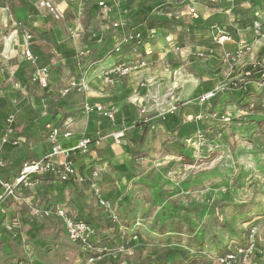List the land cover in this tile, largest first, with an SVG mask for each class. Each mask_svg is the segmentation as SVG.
Returning <instances> with one entry per match:
<instances>
[{
  "label": "rangeland",
  "instance_id": "1",
  "mask_svg": "<svg viewBox=\"0 0 264 264\" xmlns=\"http://www.w3.org/2000/svg\"><path fill=\"white\" fill-rule=\"evenodd\" d=\"M131 1L135 4L127 7L126 0H120L122 8L127 11L126 15L136 25L143 24L147 28L148 22L143 18L145 14L142 7L152 6L154 1ZM166 1L171 6H165L145 17L147 21H167L169 24L162 33L168 36L162 39L148 37L145 45L136 50L132 46L127 47L124 56H120L124 62L137 64L140 54L147 66L139 69L138 73L135 70L132 76L119 79L113 85L104 84L99 71L89 72L92 92H107L112 97L108 99L110 102L107 105L117 104L121 110L124 105L129 108L134 105L131 111L136 123L145 120L142 110L147 111L149 116L153 114V119L149 118L154 122L152 125L159 119L165 123L163 115L173 101L182 105V108L191 106L197 110L196 114L209 108L228 113L232 115V121L217 120L212 126L199 122L196 125L201 130L195 137L188 135L187 131L184 133L181 126L171 130L173 133L163 144V150L144 164L146 171L152 166L161 167L152 168L138 180L125 197V203L116 208L118 222L103 235L115 243L107 246L108 251L102 259L81 261L80 255L84 250L70 242L60 227L53 230L45 227L40 232L52 239V245L41 249L29 247L27 233L33 222L30 215L33 209L30 206L36 204L32 203V196L25 193L21 200L14 202L20 206L19 220H15L18 227L10 230L14 237H21L18 246H12L18 264H21L20 261L22 264H37L32 261L35 252L40 259L38 264H149L170 251L168 264H219L216 255L245 245L251 227L258 229L259 244V255L253 254L251 262L264 264V87L254 86L247 98H242L238 90L234 91L233 96L230 94L232 90L227 89L231 80L241 79L249 63L261 55L264 40L235 70H231L224 62L228 47L220 46L212 36L214 26L230 32L235 41L246 40L245 36L250 38V22L264 19V0ZM89 8L79 3V0L75 3V9L72 10L77 19L72 11L69 17L73 16L74 22L70 23L75 25L74 32L68 30L70 24L66 19L55 18L46 9H42L43 18L39 19L34 30H41V37L51 45L66 39L76 48L90 46L87 49L92 54L86 61H94L99 57L100 49L102 53L103 50L108 52L111 49L107 38L111 36V23L105 19L102 9L97 8L96 11ZM191 8L195 9L196 17L183 15ZM4 16L8 20L2 22ZM26 17L18 0H0V37L12 31L11 26L15 21L26 25ZM113 18L114 15L111 16ZM22 30L18 32L23 33ZM168 37L173 38L172 44L166 40ZM90 38L94 41H90ZM1 45L0 42V48ZM180 46L186 50H178ZM200 53L204 56H199ZM100 57L103 58L100 67L109 65L110 60L104 59L103 55ZM87 66L85 63L84 68ZM66 76L67 79L71 78L69 83L78 74L68 71L62 80L65 81ZM34 87L41 88L39 85ZM127 88L128 92L122 96V91ZM215 88H219L215 99L202 103L201 95ZM71 92L77 93L74 90ZM135 96L141 98L135 99ZM74 102L63 110L64 114L79 108V104ZM154 114H157L156 118ZM121 122H117L113 128L117 129L122 125ZM146 131L144 128L143 132ZM42 135L47 136L48 130L45 129ZM184 137L189 139H184L183 145H179L176 138L182 141ZM43 191L37 192L41 207L47 206L52 199L59 198L62 202L68 200V196L62 197V193L60 196L53 195L47 201L41 196ZM127 214L131 215V220L127 219L128 223L125 221L126 216H129ZM14 216H17L16 213ZM40 218L34 221L40 223L43 217ZM116 229L121 234L119 237H116L119 235V232L114 231ZM125 237L129 240L123 249L121 245ZM1 256L7 263L13 259L8 251L2 252Z\"/></svg>",
  "mask_w": 264,
  "mask_h": 264
},
{
  "label": "crops",
  "instance_id": "2",
  "mask_svg": "<svg viewBox=\"0 0 264 264\" xmlns=\"http://www.w3.org/2000/svg\"><path fill=\"white\" fill-rule=\"evenodd\" d=\"M36 1L37 0L31 2L38 6ZM52 2L59 7L61 12H63L60 18L62 20L66 19L70 24L68 26V30L70 32H74L73 29L75 25L70 23L74 22V20H72L73 16L71 18L69 17L72 11L76 18L77 15H75L72 9H75V3L78 2V0H52ZM92 2L95 3V6H97L96 0H92ZM126 2L128 5L127 7L135 4L131 0H126ZM79 3L81 2L79 1ZM151 4L153 7L152 12L155 13L158 9H162L165 6H171L166 0H158ZM95 6H91L89 9L93 8L92 10L96 9L97 11V7ZM121 9L124 19L131 21V23L140 30L143 29L144 26L142 24L138 26L133 23L131 18L129 19L126 15L127 11L123 8ZM41 15L32 17L27 16L26 28H19L20 30L23 29V33H19V29H14L13 26H11L12 31L9 34H3V36L0 37V42L2 43L0 48V151L6 161V167L0 171V175L6 178L13 177L18 174L24 163L43 158L49 153L50 145L48 143V136H44L42 133L46 129V125L51 122L55 125H57V123L63 125L64 123L69 122L68 127L72 131L74 138L64 143V146L67 148L76 145L78 140L85 135H88L91 138H96V133L101 130L105 137L101 140L100 144H93L89 153L82 156L78 155L76 158V166L80 169V172L83 175L90 178L92 177V173L97 171L98 177L95 178V181L100 185L103 195L107 199H110L117 208L119 207V204L125 203V197L138 180H141V178L151 171L152 168L161 167L152 166L150 170L146 171L144 164H146L148 160H151V157H153L154 154L160 153L163 150V144L167 141L169 135L173 133L171 130L181 126L184 133L187 131L188 135H193L194 137L198 136L197 134L201 130V128H198L200 121L196 123L194 120L197 110L193 109L191 106L182 108V105L173 101L166 109V113L168 110L170 111V109L176 108L173 112H170V114L168 113L169 115H173V118H178L179 124L176 126H172L171 128L168 127L163 122V119L157 120V123L152 125L154 122H151L150 119H153V114H150V117L148 113H145L144 115L145 120L140 121L138 123L140 124L139 126H135L136 122L133 120L134 117L132 116L133 113L131 111L135 108V106L130 103L129 105L131 106L130 108L128 107L126 111L131 113V120L133 121H127V124L123 123L117 129L115 127L113 128V126L109 123L106 124L104 128L105 121L104 119L99 118L98 114H82L86 99L84 95L77 93L72 94V92H70V94L68 93V95H63L61 93L63 88L65 89L68 87V81L71 79H67L66 76V80L64 81L62 78L68 71L75 72L74 69L71 68V65L74 64V59L80 48H76L74 45H71L65 37L63 38L65 41L62 40L59 43H66L69 48L74 47L76 54L72 58L64 59L56 53V44L51 45L50 42L42 38L41 30H34L39 22V19L43 18ZM113 15L115 19L118 18L119 9L116 8ZM183 15L189 16L186 15V12H183ZM210 16H212V14ZM5 18V16L2 18V22L8 20ZM215 28L216 27L213 26L212 36H215V34L218 33L216 31H218L219 28ZM26 29L31 31L30 33L28 31L27 32L34 38L32 54L35 55L36 61L33 63L27 61L25 54L23 53L26 39L24 38V32H26ZM112 30L113 29L111 28V36L107 38L110 43L112 42L111 40H113V44H111L114 46L119 35L114 36L113 38L112 34H114L115 30ZM161 34L163 33L161 32ZM251 35L250 38L245 36L244 38L246 40H232L225 44V48L228 47V53L235 52L238 49L237 46L240 42L251 41ZM165 36L167 37L168 35L163 34V37ZM90 41H94L93 38H90ZM89 47L87 46V48ZM179 49L183 50V52L186 50L184 46H180ZM105 58L107 59V55L104 59ZM115 60H121L120 56L115 55L113 62ZM42 66H49L52 70L49 82L50 89L47 91H44L42 88L37 89L34 87L37 84L32 82L35 69ZM140 70L138 69L136 73L140 72ZM75 73L78 74L79 72L76 71ZM118 80H116V83ZM128 89L129 88L124 89L122 91L123 94L121 95H126ZM111 98V95L107 92L102 91V93H99L94 91L90 95L88 101L97 106L100 104L109 106L107 103L110 102L108 99ZM138 98L141 97L135 96V99ZM74 101L79 104V108H74L75 110L73 112L64 114L63 110L66 109L67 106L75 104ZM158 103L160 102L158 101ZM42 112H47V115L42 116ZM159 114L161 115V113ZM10 115L14 116L18 137H21V145L17 148L2 146L1 144L2 131L6 123L5 120ZM154 116L156 118L157 114H154ZM215 122L207 121L200 123H208L212 126ZM144 128L147 129L145 133L143 132ZM120 129L125 130L126 137L122 144L116 145L110 135L112 132H116ZM176 139L178 140L179 145H183L184 139L188 140L189 138L184 137L182 141L181 139ZM42 189L44 190V194L41 196L47 201L52 199L53 195L60 196L62 193V197L66 195L68 196V200H66V202H62L59 201V198L54 200L52 199L49 201L47 206L41 207V198L37 192ZM25 193L30 194L29 196H32V203L36 204L30 206V208L33 209L30 210V215L33 220L36 219L38 221L41 219L39 216L37 218H33V213L37 211V209L40 211L49 209H64L70 217L74 218H77L80 214L87 215L90 210H94L95 216H98L105 222L110 223L109 216H107V214L99 207L98 200H96L90 185L87 182L86 184H78L73 181H70V183H62L56 177L48 176L41 183H39L37 187L25 190L24 194ZM27 198L28 197L26 196V199ZM14 202L16 201L8 200L2 207H0V264H14L13 260L9 263L5 262L4 257L1 256L2 252L8 251L12 254V258H17V256L12 252V246H18L19 238L21 237H14V233L6 227L19 217L18 207L20 206L19 203L16 204ZM14 213H16L17 216H14ZM106 218L109 221L105 220ZM41 223L45 224L46 228H50L52 230L59 227L63 230L62 220L55 215L48 218L43 217V221ZM18 233L19 232H17V234ZM29 239V247L34 246L36 249L52 245V239L42 235L41 233H39L36 240L32 241L30 237ZM258 253L259 252L257 251L254 255L258 256ZM89 254L90 253L87 254L85 251H82V254L80 255L81 261L82 259H86V261H88L90 256ZM32 256V261H35V263L38 264L40 260L38 258V253L35 252ZM20 262L21 264L23 263L22 261ZM253 262L254 261H252L251 264H253Z\"/></svg>",
  "mask_w": 264,
  "mask_h": 264
},
{
  "label": "built area",
  "instance_id": "3",
  "mask_svg": "<svg viewBox=\"0 0 264 264\" xmlns=\"http://www.w3.org/2000/svg\"><path fill=\"white\" fill-rule=\"evenodd\" d=\"M81 4H84L86 8L92 6L91 0H79ZM226 2L231 0H225ZM40 9H46L55 15L56 18H60L63 12L59 7L52 2V0H37ZM102 9V14L105 15V19L109 20L111 23V28L119 30L120 34L115 41L112 53L108 55V60L111 62L107 66L100 67L101 59H96L94 61H86L87 58L91 56V52L86 48L82 47L77 51V55L74 59L75 65L81 70L80 77L73 79L68 83V87L61 91L63 95H67L72 90L75 92L86 96L85 105L83 113L86 115L96 113L99 118L104 119L105 122L112 126L117 124L118 116L121 113V108L116 105H103L99 106L91 104L88 100L92 94V85H90L89 72L99 71V76L106 85H113L116 80L122 79L128 76H132L135 70L141 69L147 66L145 59L138 56L140 59L137 60V64L132 62H124L122 60H115L113 58L115 55L124 56L126 48L134 47L136 50L138 47L145 45L147 38H159L162 39L163 35L159 33L156 29L147 30L145 35L142 30L134 26L131 21H127L122 16V2L120 0H99L97 2ZM96 3V4H97ZM119 9V17L111 19L114 14L115 9ZM83 7L81 6V12ZM121 9V10H120ZM125 13V12H124ZM186 15L196 17V12L194 8H191L186 12ZM14 29L26 28V25L14 22L12 24ZM252 33L251 41L240 42L237 46L235 52L225 53L224 62L227 64L231 70H235L239 64L242 62L246 56L252 53L255 47L264 40V19H253L249 27ZM25 43H24V54L26 60L29 62H35V55L32 54L33 36L28 32L24 33ZM215 41L220 45L224 46L233 40L230 32L225 30H218L217 35L214 36ZM166 40L172 44L173 38H166ZM180 50L179 48H177ZM199 56L203 57L204 54L200 53ZM87 63V67L84 68V64ZM253 65V70L244 72L241 79H234L228 85V91L231 89L241 90L247 89V86L253 85L257 87H264V57L258 59V57L250 63ZM51 67L42 66L35 69L33 73L32 82L36 83L44 91L50 89L49 80L51 75ZM250 76H261L259 80H251ZM143 86V84H142ZM214 90L201 95V102L206 103L215 99L217 90ZM226 88H222L224 90ZM176 108L170 109L166 114L173 112ZM146 111L142 110V114ZM166 114L163 117H166ZM42 116H46L47 112H42ZM194 120L196 122H207V121H217L221 120L223 122H231L232 115L228 113H222L219 110H211V108L206 110H200L198 114H195ZM6 123L2 131V146H10L17 148L21 145V137H18L16 120L13 115L6 118ZM69 122L63 125H55L52 122L46 125L48 130V143L50 145V151L43 158H39L27 163H24L20 168L18 174L13 177L6 178L0 175V207L4 205L8 200H13L18 202L24 195L25 190L33 189L41 183L44 177L54 176L62 183H70L73 181L78 184L90 185V188L98 200V205L104 211L107 216L114 222H118V216L116 214L115 204L110 199H107L103 193L100 185L95 181L98 177L97 171L92 173V177H87L80 172V169L76 166V158L78 155L82 156L90 152L91 146L93 144H100L101 140L105 137L102 131L99 130L96 133V138H91L88 135L83 136L78 140L76 145L65 147L64 143L74 138V135L70 129H68ZM113 138L114 144H122L126 137L124 129L112 132L110 135ZM6 167L5 158L0 151V171ZM59 217L62 220V227L64 233L66 234L68 240L75 243L82 248L87 254L97 253L103 255L107 252V248H96L97 243H99L98 234L95 228L84 221H78L74 217H70L64 209H49L45 211L34 212L33 217ZM8 230H13L18 227L17 221H13L11 224L6 226ZM250 236L245 245L236 247L235 250L216 255V261L219 264H251L252 255L258 251V229L256 227H251ZM137 239L136 237H134ZM124 249V247H122ZM121 249V250H123ZM101 257H90L89 261H94L95 259H100Z\"/></svg>",
  "mask_w": 264,
  "mask_h": 264
},
{
  "label": "trees",
  "instance_id": "4",
  "mask_svg": "<svg viewBox=\"0 0 264 264\" xmlns=\"http://www.w3.org/2000/svg\"><path fill=\"white\" fill-rule=\"evenodd\" d=\"M18 1H19V5H21V7L23 8V10L26 12L27 16H31V17L32 16H38V15H41L42 12H43L42 9H40L37 5H35L34 3L30 2L29 0H18ZM152 1L155 2V1H158V0H152ZM91 2H92V0H91ZM97 2H98V0H97ZM96 5L97 6H95V3L92 2V6H95V7L99 8L101 10L99 4L97 3ZM94 10H96V9H94ZM142 10L144 11V14H145L143 18H145L146 19V22H148L147 28L143 27V29H142V32L145 35H147L146 34V31L147 30H150V29H156L158 31L163 32V29H166L167 28V26L169 24L167 21H163V22H159V21H156V20L147 21L148 18L145 17V16H147L148 14H150L153 11V7L151 5H146V6L142 7ZM114 30H115V32H114V34H112L113 35V38H114V36H117V35L120 34L119 30H117V29H114ZM114 30H112V31H114ZM111 41H112L111 43L113 44V40H111ZM112 44H111V49L108 52H105L103 50V53H102V49L99 50V57H97L98 60L99 59H103L102 57H100V55H103L104 57L107 55V57H108V55L110 53H112L111 52L112 49H113L112 47H114ZM55 49H56V53H58L64 59H66V58H72L76 54L75 53V48L74 47H71V48L67 47V44L66 43H57ZM263 57H264V49H262L261 55L258 56V59H262ZM71 68L74 69L75 72L76 71L79 72L78 73V76L76 77L78 79L80 77L79 74H81V70L78 69V67L75 65V61H74V64L71 65ZM251 70H253V65L250 64V65H248L246 67V69H245L244 72L251 71ZM250 78H251V80H259L261 78V76H250ZM252 88H254V86L249 85V86H247V89L246 90H244V89L238 90L239 91L238 94H240L242 98H247V95L250 94V92L253 90ZM231 90H230L231 91L230 94H232L233 96H235L234 91H237V89H231ZM126 109H128V106H125L124 105L123 108H122V110H121V113L118 116L119 118H118L117 122L120 123L122 121L124 123V121H127V120L128 121H131V119H132L131 113H128L126 111ZM169 114H166V117H165L164 120H165V124L168 127L171 128L172 126H176L177 124H179V120H178L177 117H174L173 118L172 117L173 115H169ZM129 118H130V120H129ZM122 122H121V124H123ZM106 124H108V123L105 122L104 128H105ZM139 125L140 124H138V123L135 124V126H139ZM45 178L46 177H44V179ZM121 206H122V204H121ZM127 215H129V214H127ZM127 219L128 220L129 219L131 220V215L126 216V218H125L126 223H128V220ZM76 220H78V221H84L86 223H89V224H91L95 228V231L99 235V238H100V241H99V243H97V247L96 248H104V247L107 248V246H109L111 243H115V241H112V242L110 240L108 241V237L105 238V236H103L104 233H107V231L111 227H115L116 226L115 223L111 219H110L111 220L110 223H107L104 220H102L101 218H99L98 216H95L94 210H90L87 213V215L80 214L76 218ZM105 220H108V219L106 218ZM45 227H46L45 224H43L41 222L40 223L39 222H35L33 220L32 224H31V229L28 231L27 234L32 239V241H34V240H36L38 238L39 233L42 230H44ZM114 231L117 232V233L119 232V230H117V229L114 230ZM118 234L119 235H117L116 237H119L121 235L120 232ZM135 237H138V235L135 236ZM128 240H127V237H125L122 240V245L121 246L122 247H125L127 245V243H128ZM98 245H100V246H98ZM230 251H232V250H230ZM170 252H168V253H166V254H164L162 256H159L153 263H149V264H168V258H169ZM104 253H107V252H104ZM219 253L220 254H223V252H219ZM89 255H90L89 258L90 257L97 258V257H102L104 254L102 256L99 255V254H97V253L93 254L94 256H91L92 254H89ZM12 260H13V263L14 264H18L17 258H13ZM128 264H143V263L133 262V263H128Z\"/></svg>",
  "mask_w": 264,
  "mask_h": 264
}]
</instances>
